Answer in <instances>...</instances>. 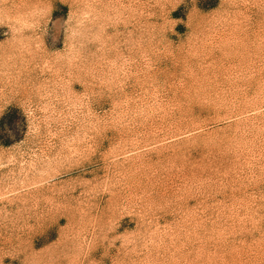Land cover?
<instances>
[{
  "label": "rangeland",
  "instance_id": "1",
  "mask_svg": "<svg viewBox=\"0 0 264 264\" xmlns=\"http://www.w3.org/2000/svg\"><path fill=\"white\" fill-rule=\"evenodd\" d=\"M0 264H264V0H0Z\"/></svg>",
  "mask_w": 264,
  "mask_h": 264
},
{
  "label": "bare ground",
  "instance_id": "2",
  "mask_svg": "<svg viewBox=\"0 0 264 264\" xmlns=\"http://www.w3.org/2000/svg\"><path fill=\"white\" fill-rule=\"evenodd\" d=\"M225 57H226V56H225ZM218 58H220V57L218 56ZM207 59L210 61L209 58H207ZM214 59H215V57H214ZM214 59H213V60H214ZM220 59H221V58H220ZM220 59H219V60H220ZM223 59H224V58H223ZM227 59H228V58H227ZM233 59H234V57H233ZM211 60H212V59H211ZM217 60H218V59H217ZM209 61H208V62H209ZM223 61H224V60H223ZM230 61H231V60H230ZM211 62H213V61H211ZM216 62H217V61H216ZM216 62H215V64L217 65ZM218 62H219V61H218ZM220 62H221V61H220ZM239 62H240V60H239ZM222 63H223V62H222ZM209 64H210V63H209ZM211 65H212V64H211ZM213 65H214V64H213ZM220 65H221V63H220ZM225 65H226V64H225ZM222 67H223V66H222ZM215 68H217V67H215ZM218 68L221 69V67H219V66H218ZM218 68H217V69H218ZM225 68H226V67H225ZM211 70H212V69H211ZM221 70H222V69H221ZM207 71H208V70H207ZM222 71H223V70H222ZM212 72H214V71H212ZM219 72H220V71H219ZM223 72H224V71H223ZM225 72H226V71H225ZM215 73L217 74V72H215ZM221 73H222V72H221ZM225 74H226V73H225ZM210 75H211V74H210ZM221 75H222V74H221ZM201 77H202V76H201ZM219 77H220V76H219ZM225 77H226V76H225ZM227 77H228V76H227ZM202 78H203V77H202ZM212 78H213V77H212ZM212 78H211V79H212ZM223 78H224V77H222L221 80H224ZM229 78H230V77H229ZM229 78H228L227 80H229ZM206 79H207V78H206ZM213 80H214V78H213ZM211 81H212V80H211ZM224 81H226V80H224ZM230 81H231V80H230ZM230 81H229V82H230ZM204 82H205V80H204ZM215 82H216V78H215Z\"/></svg>",
  "mask_w": 264,
  "mask_h": 264
}]
</instances>
